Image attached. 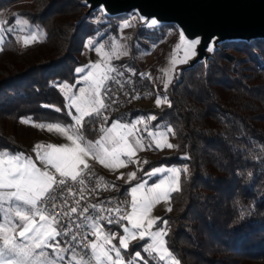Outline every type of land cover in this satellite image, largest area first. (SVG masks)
<instances>
[{
  "label": "trees",
  "instance_id": "16d2710c",
  "mask_svg": "<svg viewBox=\"0 0 264 264\" xmlns=\"http://www.w3.org/2000/svg\"><path fill=\"white\" fill-rule=\"evenodd\" d=\"M85 8L81 0H0L5 27L18 16L45 34L21 44L5 28L0 46V152L21 149L6 123L15 130L21 117L68 122L53 82L71 79L80 48L97 27L116 32L120 20L136 18L126 37L131 56L114 61L134 73L140 66L133 56L141 48H171L179 39L174 25L140 26L133 12L107 17L97 10L79 21ZM228 48L244 57L237 58ZM167 98L163 109L148 113L155 115L154 125L171 126L176 138L175 149L154 162L188 167L165 216V238L175 264H264V39L222 43L211 52L207 68L199 62L185 70L170 85ZM139 106L130 108L126 117L141 113ZM82 131L97 136L91 114L82 121ZM109 192L118 199L126 195L124 188ZM147 263L162 264L155 259Z\"/></svg>",
  "mask_w": 264,
  "mask_h": 264
},
{
  "label": "rangeland",
  "instance_id": "374dc122",
  "mask_svg": "<svg viewBox=\"0 0 264 264\" xmlns=\"http://www.w3.org/2000/svg\"><path fill=\"white\" fill-rule=\"evenodd\" d=\"M99 17L100 13L92 20L97 22ZM138 21L140 26H148L141 24L139 17ZM5 22L4 14H0V46L5 28L21 44L39 41L45 35L40 26L23 17L17 16L13 25L7 27ZM126 22L130 26L123 28ZM135 22L136 18L130 15L118 22L116 32L97 27L92 36L84 40L78 53V64L72 67L71 79L67 77L53 82L65 102L68 122H40L21 117L15 130L10 124L5 125L7 133L13 134L21 149L3 150L0 154L7 152L19 157L15 164L18 167L23 165V171L38 177L39 183L19 189L0 186V228H15L16 231H9L8 235H14L18 244L29 243L19 237L18 232L31 222L36 223V230L43 229L47 233L55 229L59 234L57 240L49 242L57 245L55 249L36 250L27 257L26 264H89L61 243L58 224L38 205V200L51 188L54 173L75 176L89 165L109 190L124 188L127 203L119 226L101 227V230L94 227L90 251L95 264H146L151 259L162 264L176 263L165 238V216L171 211V195L179 189L182 174L188 167L185 164L154 162L175 149L176 138L171 126L154 125L155 115L148 113V109L160 110L168 104V89L175 83L177 68L184 64L173 63L184 58L183 48L177 49L180 35L171 48L166 45L141 48L133 56L140 66L137 74L141 72L143 81L146 80L145 94L137 101L143 109L141 113L112 120L100 137L98 134L96 137L84 135L80 125L100 106V91L108 63L131 56L126 37L132 32ZM89 39L93 44L86 46ZM100 45L104 47L98 53L96 48ZM227 50L232 52L230 48ZM234 55L244 57L237 53ZM158 100L161 101L159 106ZM59 149L68 151L61 153ZM9 168L8 164H0V170L5 174ZM20 176L21 172L17 171L11 179L17 180ZM23 216L28 219H23ZM3 236L0 231V248L3 247ZM109 240L111 244L107 242ZM40 252L42 254L39 255ZM15 258V254L5 252L4 259Z\"/></svg>",
  "mask_w": 264,
  "mask_h": 264
},
{
  "label": "built area",
  "instance_id": "2783aa9c",
  "mask_svg": "<svg viewBox=\"0 0 264 264\" xmlns=\"http://www.w3.org/2000/svg\"><path fill=\"white\" fill-rule=\"evenodd\" d=\"M114 69V70H113ZM142 73L109 62L100 91V106L91 116L101 132L114 119H124L128 110L145 94ZM82 126V123H80ZM40 210L58 224L60 241L89 264H95L90 251L94 227L114 226L127 210L125 198H115L93 175L92 166L75 176L53 174V186L38 200Z\"/></svg>",
  "mask_w": 264,
  "mask_h": 264
},
{
  "label": "water",
  "instance_id": "95a60500",
  "mask_svg": "<svg viewBox=\"0 0 264 264\" xmlns=\"http://www.w3.org/2000/svg\"><path fill=\"white\" fill-rule=\"evenodd\" d=\"M81 3L86 8L79 21L104 4L107 17L133 12L139 18L141 15L146 18L141 24L146 25L151 18H156L155 26L171 24L179 35L183 30L186 39L200 37L198 54L177 68L175 82L185 70L199 62L207 68L211 52L206 48L210 43L213 50H217L225 42L264 39V0H81Z\"/></svg>",
  "mask_w": 264,
  "mask_h": 264
},
{
  "label": "snow or ice",
  "instance_id": "6c2138e0",
  "mask_svg": "<svg viewBox=\"0 0 264 264\" xmlns=\"http://www.w3.org/2000/svg\"><path fill=\"white\" fill-rule=\"evenodd\" d=\"M87 6V5H86ZM99 9V12L103 15H108V10L106 5L100 4L97 6ZM136 13H139V10H133ZM141 20H145L146 18L142 15L140 16ZM158 20L156 18H151L148 22V27H152L157 25ZM130 25L129 23H124L123 28H128ZM93 44V41L89 39L86 43V46H91ZM201 44V38L196 37L194 39H186L185 34L183 30H181L180 33V44L177 45V49L183 48L184 51V58L180 59L178 61L174 60L173 63H187L189 59L192 57H195L198 53L196 51L197 46ZM104 45H100V47L96 50L98 53H100L103 49ZM207 52H212L213 47L210 43V45L206 48ZM114 70V69H113ZM77 71H80V69H77ZM161 101H157V104H159ZM170 106V105H169ZM59 128V126H56ZM63 131V129H60ZM59 152L63 153L68 151L67 149H59ZM19 157L9 155L7 152H4L3 154H0V164H8L10 165L9 171L5 174L2 170H0V186H10V187H16L21 188L24 185H34L39 183L38 177L32 176L31 173H25L23 171V165L17 166L15 164V160ZM17 171L21 172V176L17 180H12L11 177L16 174ZM23 219H28V217L23 216ZM0 231L4 233L3 236V247L0 248V264H26L27 257L32 256L36 250L44 249V248H53L55 249L57 245L55 243H49L53 240H57L58 237V231L53 229L52 232H44L43 229L36 230V223L31 222L26 226H23L20 228L18 235L21 238H25L29 241L27 244H18L16 243V237L14 235H8L9 231L15 232L16 229H7V228H0ZM115 237H113L114 239ZM109 244H111V241H107ZM163 244L164 242L161 241ZM102 247V246H100ZM125 248H127V245H124ZM5 252L9 254H15L14 260H8L4 259ZM118 253V250H117ZM42 254L41 252L39 255ZM106 255H109L107 252H105ZM119 254V253H118Z\"/></svg>",
  "mask_w": 264,
  "mask_h": 264
},
{
  "label": "crops",
  "instance_id": "0c3cea01",
  "mask_svg": "<svg viewBox=\"0 0 264 264\" xmlns=\"http://www.w3.org/2000/svg\"><path fill=\"white\" fill-rule=\"evenodd\" d=\"M92 113H93V112H92ZM92 113H91V114H92ZM96 176H97V175H96ZM52 186H53V184H52ZM52 186H51V187H52ZM50 189H51V188H49V190H50ZM49 190H48V191H49ZM120 221H121V220H120ZM120 221H119V223H118V224H116V225H114V226H115V227L119 226V224H120ZM105 227H107V226H105ZM115 227H114V228H115ZM96 229H99V230H101L102 228H101V227H97ZM103 229H104V227H103ZM59 230H60V229H59Z\"/></svg>",
  "mask_w": 264,
  "mask_h": 264
}]
</instances>
